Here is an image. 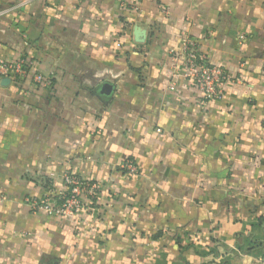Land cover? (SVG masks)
Listing matches in <instances>:
<instances>
[{
  "label": "crops",
  "instance_id": "crops-1",
  "mask_svg": "<svg viewBox=\"0 0 264 264\" xmlns=\"http://www.w3.org/2000/svg\"><path fill=\"white\" fill-rule=\"evenodd\" d=\"M186 38L219 99L184 77ZM21 57L0 76V264H264V0H0V61ZM66 175L95 194L31 210Z\"/></svg>",
  "mask_w": 264,
  "mask_h": 264
},
{
  "label": "built area",
  "instance_id": "built-area-1",
  "mask_svg": "<svg viewBox=\"0 0 264 264\" xmlns=\"http://www.w3.org/2000/svg\"><path fill=\"white\" fill-rule=\"evenodd\" d=\"M177 59L185 67L184 77L201 94L204 101L221 97L223 86L227 80L226 74L219 66L209 64L191 39L186 38L182 43ZM32 64V61L25 57L15 61L2 60L0 61V76H22L27 73ZM121 167L132 174L137 172V167L130 161H125ZM64 181L69 188L66 192H49L41 203L36 199H26L31 210L34 212L45 211L54 215L72 214L80 209L79 199L82 196H93L97 190L95 184L82 182L70 175H66Z\"/></svg>",
  "mask_w": 264,
  "mask_h": 264
},
{
  "label": "water",
  "instance_id": "water-1",
  "mask_svg": "<svg viewBox=\"0 0 264 264\" xmlns=\"http://www.w3.org/2000/svg\"><path fill=\"white\" fill-rule=\"evenodd\" d=\"M103 94L105 95H109L110 94V87L109 86H105L103 91H102Z\"/></svg>",
  "mask_w": 264,
  "mask_h": 264
}]
</instances>
